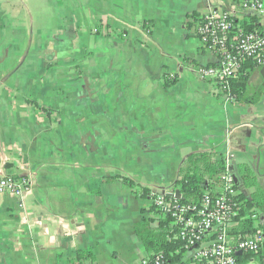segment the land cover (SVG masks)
<instances>
[{
	"label": "crops",
	"instance_id": "crops-1",
	"mask_svg": "<svg viewBox=\"0 0 264 264\" xmlns=\"http://www.w3.org/2000/svg\"><path fill=\"white\" fill-rule=\"evenodd\" d=\"M244 1L0 0V173L34 183L23 201L0 195V264H74L87 250L138 264L135 226L167 216L121 179L171 189L192 154L215 152L240 182L247 165L264 191V67L230 103L198 73L217 57L193 17L264 26Z\"/></svg>",
	"mask_w": 264,
	"mask_h": 264
},
{
	"label": "built area",
	"instance_id": "built-area-1",
	"mask_svg": "<svg viewBox=\"0 0 264 264\" xmlns=\"http://www.w3.org/2000/svg\"><path fill=\"white\" fill-rule=\"evenodd\" d=\"M240 10L264 18V0H246L241 3ZM203 18L197 26V34L202 45L216 55L217 61L214 66L200 67L198 73L202 79L214 85L216 93L222 94L227 103L234 102L235 98L230 94V81L240 73L243 62L253 61L257 66L264 67V33L245 34L239 31L232 37L237 19L235 14L227 11L210 12ZM168 78L170 81L177 80L174 74ZM225 181L223 194H205L199 204L193 205L180 203L182 195H176L179 190L175 187L160 191L151 189V202L160 213L172 220L174 233L171 240L183 243L186 250L184 262L239 264L240 257L258 253L263 248V232L248 238L229 235L230 226L241 214V192L230 173ZM33 187L30 177L0 173V195L10 194L23 201L32 193ZM252 218L259 220L258 214ZM138 264L172 263L164 255H157L144 257ZM241 264H264V255L258 261L251 258L243 260Z\"/></svg>",
	"mask_w": 264,
	"mask_h": 264
},
{
	"label": "trees",
	"instance_id": "trees-1",
	"mask_svg": "<svg viewBox=\"0 0 264 264\" xmlns=\"http://www.w3.org/2000/svg\"><path fill=\"white\" fill-rule=\"evenodd\" d=\"M193 19L199 21L198 25H200L204 18L194 16ZM239 31L245 34H260L264 33V26L260 25L254 17L242 21L236 20L231 36L233 37ZM255 67L260 68L253 61L243 62L240 73L230 81V94L236 101H240L244 97L251 71H253L252 68ZM168 77L167 79L170 81ZM175 81L172 80L171 82L174 83ZM171 82L166 84L171 85ZM219 95L222 96V94ZM239 172L246 194L240 193L239 195L241 214L230 226L229 235L234 238L255 237L259 232L264 231L258 221L252 218L255 214H264V191L259 189L257 175L247 165H241ZM228 174L226 160L218 157L215 152H200L190 155L180 166L178 179L174 185L175 189L179 190L182 195L180 203L186 205L199 204L205 194L212 196L223 194L226 186L225 177ZM115 180L110 179L109 182ZM121 181L123 185L132 189L138 197L151 198V188L140 187L133 180L127 178H122ZM248 191H251V193H247ZM150 211L152 216H154V213H160L153 202ZM173 231L170 217H161L158 220L153 217L144 218L141 223L135 226V233L142 239L148 256L164 255L172 264H180L184 262L181 257L185 255L186 250L182 242L171 240ZM177 250L179 253H177ZM263 255L264 246L258 253L240 257L238 263L241 264L243 260L254 257L260 260ZM95 263L96 258L91 250L79 251L74 260V264ZM183 264L191 263L185 262Z\"/></svg>",
	"mask_w": 264,
	"mask_h": 264
},
{
	"label": "water",
	"instance_id": "water-1",
	"mask_svg": "<svg viewBox=\"0 0 264 264\" xmlns=\"http://www.w3.org/2000/svg\"><path fill=\"white\" fill-rule=\"evenodd\" d=\"M229 173L232 175L235 185L238 187L241 193L246 194L245 187L241 184L239 178L233 173L234 169L232 166H229L228 168ZM176 195L180 196V191H176Z\"/></svg>",
	"mask_w": 264,
	"mask_h": 264
},
{
	"label": "bare ground",
	"instance_id": "bare-ground-1",
	"mask_svg": "<svg viewBox=\"0 0 264 264\" xmlns=\"http://www.w3.org/2000/svg\"><path fill=\"white\" fill-rule=\"evenodd\" d=\"M196 34H197V29H196Z\"/></svg>",
	"mask_w": 264,
	"mask_h": 264
},
{
	"label": "rangeland",
	"instance_id": "rangeland-1",
	"mask_svg": "<svg viewBox=\"0 0 264 264\" xmlns=\"http://www.w3.org/2000/svg\"><path fill=\"white\" fill-rule=\"evenodd\" d=\"M152 188H153V187H152ZM152 188H151V189H152ZM153 189H154V188H153Z\"/></svg>",
	"mask_w": 264,
	"mask_h": 264
}]
</instances>
